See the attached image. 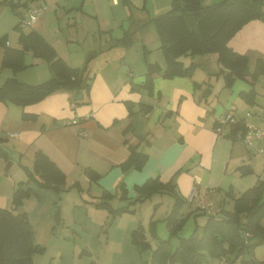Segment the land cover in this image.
Segmentation results:
<instances>
[{
    "label": "crops",
    "instance_id": "1",
    "mask_svg": "<svg viewBox=\"0 0 264 264\" xmlns=\"http://www.w3.org/2000/svg\"><path fill=\"white\" fill-rule=\"evenodd\" d=\"M112 1L145 13L141 16L126 12L130 28H123L122 35L126 31L131 32L133 41L134 38L141 41L144 63H157L164 67L165 58L161 49L156 46L158 50L152 52L154 46L148 45L150 31L145 30L152 25L157 35L151 19L164 12L172 0H152L150 8L148 0H129V5L121 0ZM215 1L203 0V4ZM39 3L46 2L34 0L27 5ZM5 8L0 4V37L7 34L17 43L21 30H37L61 58L71 66H78L82 58L73 56L68 43L71 39L51 38L47 34L45 12L32 28H18L16 35L10 32V28L12 25L17 28V20L6 15ZM262 10L264 17V3ZM73 42H77V37ZM11 43L6 40L7 45ZM111 43L105 45L109 47ZM227 45L247 55L253 67L257 59L264 61V19L251 20L243 25ZM3 50L0 46V83L14 75L10 69L1 66ZM180 59L185 65L191 61L198 65L192 76L164 78L159 73L154 74L151 94L141 87L144 72L136 75L130 61L119 54L117 59L105 60L99 66L91 62L89 68L93 78L89 95L85 98L87 102L74 104L68 91H57L24 107L0 101V137L6 140L2 145L8 154V160L0 159V207L9 208L16 183L26 180L20 164L31 167L37 150L43 151L66 176V189L60 193L30 183L28 187L32 193L15 210L27 213L33 240L43 247L42 252L33 255V264H143L142 260L146 257L140 255L133 240L136 224L130 216L132 214H120L108 224L110 216L107 210L96 208L91 203L99 200L103 192H108L112 194L109 203L117 207L114 202L120 203L121 200L120 183L127 189L128 199L122 200L127 201L126 204L135 196L134 186L142 184L147 178L158 177L163 182L174 180L178 191L187 199V213L190 212L197 221L200 218L198 215L205 212L197 210L196 198L188 200L193 186L198 194L210 193L213 203V198L224 194L226 189L232 188L233 193L239 195L259 178H264V159L236 139L239 131L234 135L235 139H230L218 135L212 128L213 123L227 112L242 114L238 107L234 108L235 97H239L241 91H249L252 88L250 83L235 79L227 104L213 107L210 104L211 94L206 100L201 95L206 83L212 85L214 77L218 80L222 76L217 55L210 53ZM26 63L28 66L15 74L19 80L35 84L51 76L43 59L32 58ZM123 64H126L125 69L122 67L126 77H120L118 73ZM261 76L264 78V73ZM194 83L200 86L195 87ZM253 88L256 92L255 84ZM125 101L135 104L130 116ZM139 103L149 105V109H139ZM23 112L37 117L34 120L23 119ZM247 120L264 127V116L260 121L253 120V116ZM128 123L132 128L124 136L123 130ZM124 138L132 144L147 139L148 144H139V148L148 155L140 170L123 171L119 167L128 155ZM261 145L264 146V139L254 142V148ZM8 161H11V166L4 173ZM84 167L98 172L100 178L97 182H88L86 193L84 189L78 194L73 193L76 190L71 189V181H79L80 176L87 179ZM240 167H244L242 170L246 172L241 173ZM213 205L218 211L220 204ZM56 208L59 210V221L54 218ZM106 224V229L102 231ZM261 224L264 226V215ZM203 264H218V259Z\"/></svg>",
    "mask_w": 264,
    "mask_h": 264
},
{
    "label": "trees",
    "instance_id": "2",
    "mask_svg": "<svg viewBox=\"0 0 264 264\" xmlns=\"http://www.w3.org/2000/svg\"><path fill=\"white\" fill-rule=\"evenodd\" d=\"M34 0H0V4L9 8L18 16L20 9H25L28 2ZM129 5V0H121ZM264 0H217L210 4H203V0H172L168 9L156 15L151 21L157 32L159 47L165 58L164 67L157 63H146L144 81L141 87L149 94L152 91L154 74H161L164 78L175 76H192L198 66L194 61L185 65L181 57L214 53L221 66V75L224 87L231 88L235 79L246 80L252 88L239 92V97L247 104L254 105L256 92L253 88L259 76L264 73V61L257 59L253 70L249 67V57L232 50L228 45L229 39L239 31L243 25L251 20H263ZM20 29L18 22L16 25ZM132 33L124 32L122 37L112 40L111 47H128L132 44ZM19 46L6 44V35L0 37V46L3 47L2 67H6L14 74L0 83V101L13 103L17 106H27L37 103L57 91L70 92V99L74 104L87 102L93 73L90 72L89 63L96 52L89 53L82 67L69 65L61 58L54 47L37 30L20 31ZM30 52L34 57L43 59L49 68L51 76L41 82L30 84L16 78L15 74L28 65L25 54ZM195 87L200 86L194 83ZM211 84L206 83L201 97L211 94ZM81 94L82 98L76 96ZM124 104L130 116L135 104L125 101ZM139 109L147 111L149 105L138 104ZM235 114V113H234ZM237 116H242L236 114ZM35 114L22 113V118L36 119ZM213 123L212 128L215 127ZM131 124L123 130L125 136L131 130ZM223 136L235 139L238 131L245 130L243 120L227 128ZM5 138L0 137V157L8 160V154L2 145ZM140 142L148 144L147 139ZM139 143L132 144L128 138L123 144L128 149V155L119 163L121 170H140L147 161L148 155L139 148ZM27 178L16 183L11 195L9 208L0 207V264H33V255L43 251V247L33 240L31 225L27 213L16 212L24 198L32 190L28 185L35 184L38 188L62 192L66 189L65 173L41 150L35 151L31 167L20 164ZM240 170L244 167H240ZM242 170L241 173H245ZM83 173L89 182H97L100 174L90 167H84ZM72 186L81 191L78 182ZM121 200L128 199L127 189L123 183L119 184ZM135 196L128 203L113 207L108 199L112 194L103 192L100 199L91 202L96 208L107 210L110 218L108 224L124 212H133L136 203L143 202L155 193H168L173 199V206L166 217L169 231L168 238H160L155 233L154 225L152 235L156 237V246L151 248L145 239L142 227L133 233V240L140 255L150 249L149 258H144L143 264H203L207 256L218 259L225 256L231 262H236L240 256L243 264H264L253 257L254 247L264 245V226L261 219L264 215V178L258 179L254 185L235 195L232 188L224 191L226 199L232 201V209L219 208L215 215L205 214L206 220L201 227L199 235L191 234L179 237V232L187 216H181L180 210L187 203V199L178 191L174 180L161 181L158 177L147 178L142 184L134 186ZM197 210H199L197 208ZM56 221L60 220L59 210L54 212ZM176 236L178 241L173 245L171 237Z\"/></svg>",
    "mask_w": 264,
    "mask_h": 264
},
{
    "label": "rangeland",
    "instance_id": "3",
    "mask_svg": "<svg viewBox=\"0 0 264 264\" xmlns=\"http://www.w3.org/2000/svg\"><path fill=\"white\" fill-rule=\"evenodd\" d=\"M43 1H45L46 5L48 6L47 10L44 13V15L48 18L46 22V28H47L46 32L47 34H49L51 38L63 37L64 39L66 38L71 39V42L68 43H70L69 47L71 52L73 53V56H75L76 58L77 57L82 58L81 61H78V66L76 67H82L87 59V55L92 52H96V53L95 56L91 59L89 65L92 62L93 64L95 63L96 66L97 65L99 66L105 60L108 61L115 60L118 58L119 54H121V56L125 60L127 59L130 61V64L132 68L135 70L136 75L141 74L140 72L145 73L146 71V63H144L145 53L144 50L142 49L143 44L141 43L140 40L134 38V41L127 49H124V47L116 48L119 46L109 48L108 46L105 45V44L108 45L114 38L122 37L123 28L126 30L130 28V23L125 17L126 12H131L132 15L136 14L141 16L145 15V13L141 12L139 9L135 7H131L128 9L121 3L117 4L115 2L114 4L112 0H38V2H43ZM151 1L152 0H148V4H147L148 8H150ZM81 4L82 6L80 7ZM5 6L6 8L4 10L5 11L4 13L8 16L13 17L18 22L19 16L16 15L14 12H12L9 6L7 5ZM169 6L170 3L169 5H167L165 9L169 8ZM20 11L22 12L24 11V9L21 8ZM3 17L4 15L2 14L1 16L2 21H3ZM121 18L123 19V21H119ZM12 26L10 28V32L12 34L18 35V31H17L18 28H13ZM33 26L34 25H32V27ZM27 29L30 28H24V30ZM145 31H150L148 36V40H149L148 45L150 47L154 46L152 52L158 50L160 48L159 47L160 44L153 26L150 25V27L146 28ZM74 33H76V36ZM8 37L6 34V40H10V42H12L11 43L12 45L10 46H19L18 38L16 43V41L13 42L12 39L10 37L8 39ZM75 37H77V42H73ZM156 46L158 47V49H155L157 48ZM32 58H38V57H34L30 52H27L25 54V62L26 61L28 62V60ZM1 66H2V59H1ZM122 67H126V64H123L118 68L119 76L126 77L127 74H125V72L122 71ZM249 67L251 70H253L254 68L253 63L249 64ZM213 79L214 80L210 87L211 88L210 104H213V107L218 104L219 105L223 104L225 106L227 104V100L230 98L231 88L224 87L222 76H220L218 80L215 77ZM255 89L257 94L255 97L254 105L246 104L240 97L237 98L235 97L236 102L234 108L235 106L238 107V110H240V113H242L241 115H243V113L246 114L245 112L248 111L252 114L253 120L260 121L264 116L263 76H259L258 80L255 83ZM230 102L231 101H229V103ZM0 159H2V157H0ZM20 169L27 178V175L21 166ZM79 178H80L79 181H74V182H78L81 189L82 190L84 189L86 193L89 179L87 178L85 180L82 176H80ZM71 182H72L71 189H74V191L76 190L73 193H77V194L80 193L77 187L72 186L74 182L73 181ZM118 202L119 201H115L114 203L117 204V207H120L124 205V203L127 201L120 200V203ZM173 202L174 199L170 194L155 193L151 197L144 200L143 202L136 203L134 205L133 212H128L132 214L130 216L133 218V221L136 224L135 225L136 230H138V227H142L143 233L144 235H146L147 237L146 240L150 243L151 248H154L156 246V237L152 235L151 224L154 225L155 233L158 237L160 238L169 237V231L165 219L172 209ZM213 203L215 205L220 204V207L223 206L225 209H229V210L232 209V204H233L232 201L230 199H226L224 194L222 193H220L219 195L213 198ZM188 208L189 206L186 203L185 205H183V207L180 210V215L187 216V218L184 225L180 229L179 237H186L193 233L199 235L201 232L202 224H204L202 219L206 215L205 214L198 215L201 219L198 218V220L196 221L194 220V217L191 216L190 212L187 213ZM127 222L131 224V222L129 221ZM106 227L107 224L104 226L102 231H104ZM171 241L173 245H175L178 241V238L176 236L171 237ZM150 251H151L150 249L143 251L142 253L143 258L144 256L146 258H149ZM253 257L257 261H264L263 244L254 247ZM212 259L214 260L215 258L207 256L206 261ZM242 260L243 257L240 256L236 259V263L240 264L242 263L241 262Z\"/></svg>",
    "mask_w": 264,
    "mask_h": 264
},
{
    "label": "built area",
    "instance_id": "4",
    "mask_svg": "<svg viewBox=\"0 0 264 264\" xmlns=\"http://www.w3.org/2000/svg\"><path fill=\"white\" fill-rule=\"evenodd\" d=\"M47 8L48 6L46 5V3H39L26 7L19 16L18 25L20 26V28H30L36 22L39 16H41L47 10ZM251 116L252 114L250 112H247L243 116H237L234 113L227 112L224 115L220 116V118L216 121V125L215 127H213V130L218 135H224L225 133H227V128L230 125H235L240 119H242L245 130L243 133H238L236 135V139L240 140L247 148L253 149V152L256 155H259L264 159V146L261 145L257 148H254L255 141L264 139V127H258L257 125L248 122L247 119ZM194 198H196L197 208L199 210L210 215H215L217 213L216 208L212 203L210 193L205 192L202 194H198L197 188L193 186L188 200L192 201ZM218 264L237 263L231 262L225 256H223L219 258Z\"/></svg>",
    "mask_w": 264,
    "mask_h": 264
},
{
    "label": "water",
    "instance_id": "5",
    "mask_svg": "<svg viewBox=\"0 0 264 264\" xmlns=\"http://www.w3.org/2000/svg\"><path fill=\"white\" fill-rule=\"evenodd\" d=\"M124 69H125V67H124ZM76 98H77V99H80V98H82V95L79 94V95L76 96ZM10 166H11V161H8V162L6 163V166H5V169H4V173L7 172V170L9 169Z\"/></svg>",
    "mask_w": 264,
    "mask_h": 264
}]
</instances>
